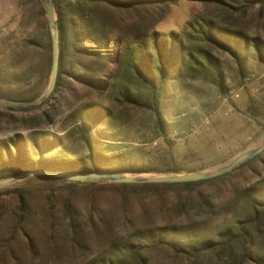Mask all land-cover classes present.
I'll use <instances>...</instances> for the list:
<instances>
[{"label": "rangeland", "instance_id": "obj_1", "mask_svg": "<svg viewBox=\"0 0 264 264\" xmlns=\"http://www.w3.org/2000/svg\"><path fill=\"white\" fill-rule=\"evenodd\" d=\"M164 14L154 29L183 32L189 21L210 17L250 38L264 39L260 5L225 9L201 0H175ZM48 27L52 31L45 0H0V98L33 100L47 88L51 73H42L41 62ZM31 39L38 45L29 46ZM212 51L216 65L195 67L175 83L176 95L167 113L177 126L169 135L172 143L160 135L149 109L121 103L109 92L71 76H64L58 90L36 106L0 107V143L22 135L33 147L31 135L45 133L63 142V147L47 156L84 157L89 151L76 130V113L96 101L113 110V119L99 127L114 143L109 150L137 148L144 160L161 168L167 166L162 157L172 153L183 169L181 173L128 175H177L222 166L264 139V60L251 42L243 74L231 52L219 47ZM34 155L39 154L35 151ZM263 160L264 155L251 166L192 188L123 189L101 183L73 188L41 177L2 186L0 264H91L112 256L117 243L135 228L179 223L188 215L213 230L231 211L235 188L250 184L264 172ZM15 189L23 190L25 202ZM203 199L212 202L215 211L199 212ZM261 239L264 251V235ZM223 254L209 250L196 259L154 249L147 255L149 264H233Z\"/></svg>", "mask_w": 264, "mask_h": 264}, {"label": "trees", "instance_id": "obj_2", "mask_svg": "<svg viewBox=\"0 0 264 264\" xmlns=\"http://www.w3.org/2000/svg\"><path fill=\"white\" fill-rule=\"evenodd\" d=\"M222 8L247 9L260 5L264 0H201ZM175 0H55L61 28V60L55 91L63 84L64 76H71L100 92H109L119 102L147 108L154 114L155 126L160 135L172 143L169 135L176 131L168 112L169 102L175 97L173 90L179 78L195 67L216 65L212 49L222 48L231 52L245 74L246 52L251 42L264 60V39L250 38L241 30L224 26L214 18L202 17L189 21L183 32L169 33L154 29L162 20L166 9ZM147 27V28H146ZM29 46L37 40L27 41ZM42 58V73L48 74L53 66V34L48 27ZM196 69V68H195ZM220 86H223L220 83ZM39 95V94H38ZM37 95V96H38ZM21 100H28L25 97ZM113 110L101 102H89L78 109L76 130L87 145L84 157L47 156L63 147L57 135L34 133L33 147L27 139L17 135L0 143V179L38 170H119L124 172L181 173L172 153L162 157L158 164L147 162L137 148L122 151L113 147L108 134L99 130L113 119ZM38 152L35 157L34 152ZM111 151V152H110ZM264 152L249 159L232 172L221 176L177 183H110L101 181H70L41 177L80 185L99 183L123 189L129 188H192L201 186L251 166L261 159ZM160 160V158H158ZM264 161V160H263ZM161 165V163L159 162ZM22 202L23 190L15 189ZM231 211L213 230L203 221L188 218L179 223L135 228L123 241L117 243L109 258H98L91 264H149L148 252L154 249L174 250L179 255L198 259L209 250H220L233 259V264H264L262 237L264 235V172L250 184L235 188ZM215 211L209 200L198 204V211Z\"/></svg>", "mask_w": 264, "mask_h": 264}, {"label": "water", "instance_id": "obj_3", "mask_svg": "<svg viewBox=\"0 0 264 264\" xmlns=\"http://www.w3.org/2000/svg\"><path fill=\"white\" fill-rule=\"evenodd\" d=\"M46 11L49 19L50 26L53 32V66L51 71V78L47 88L40 93L33 100L21 99H4L0 98L1 108H27L40 104L45 98L51 96L54 92L60 70L61 60V28L58 20V13L56 10L55 0H45ZM264 152V139L256 146L242 152L230 162L206 171H197L177 175H128L124 171L119 170H85L78 171H62V170H38L32 172H25L14 176H9L0 179V187L10 185L21 179L29 176H44L52 178H62L70 181H101L110 183H177L198 181L210 178H215L223 174L232 172L243 162L255 158Z\"/></svg>", "mask_w": 264, "mask_h": 264}, {"label": "built area", "instance_id": "obj_4", "mask_svg": "<svg viewBox=\"0 0 264 264\" xmlns=\"http://www.w3.org/2000/svg\"><path fill=\"white\" fill-rule=\"evenodd\" d=\"M246 79H250V77H247ZM237 96L239 95V94H236Z\"/></svg>", "mask_w": 264, "mask_h": 264}]
</instances>
